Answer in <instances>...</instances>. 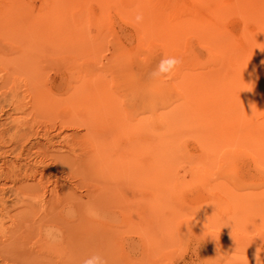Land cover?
<instances>
[{
  "label": "rangeland",
  "instance_id": "obj_1",
  "mask_svg": "<svg viewBox=\"0 0 264 264\" xmlns=\"http://www.w3.org/2000/svg\"><path fill=\"white\" fill-rule=\"evenodd\" d=\"M167 1L63 0L49 22L47 0H0V98L15 93L20 107H4L29 131L60 128L68 140L84 134L62 124L69 113L78 116L101 99L73 97L81 78H105L107 100L102 96L101 103L107 118L118 117L113 122L121 124L122 147L137 141V117H149L153 103L159 104L160 145L136 146L120 164L89 153L81 157L80 170L69 166L63 172L62 192L76 202L62 199L47 223L55 228L40 230L41 239L47 230L55 236L51 247L38 232L29 243L45 245L52 262L69 251L75 258L70 264L94 257L99 259L93 264H264V0H223L220 57L203 34L163 6ZM180 3L187 10L188 1ZM119 57L142 67L130 75L134 85L148 90L157 81L152 95L158 99L148 98L144 116L125 111L142 101L138 91L113 110L120 90L104 69ZM183 77L188 82H179ZM149 128L143 136L151 140ZM53 139L54 151L38 150L39 169L48 162L54 170V159L64 155L56 151L62 139ZM38 178L23 184L35 185ZM36 206L39 216L42 208ZM59 227L66 231L64 242Z\"/></svg>",
  "mask_w": 264,
  "mask_h": 264
},
{
  "label": "bare ground",
  "instance_id": "obj_2",
  "mask_svg": "<svg viewBox=\"0 0 264 264\" xmlns=\"http://www.w3.org/2000/svg\"><path fill=\"white\" fill-rule=\"evenodd\" d=\"M185 1H188V8L186 7L187 10L184 9V6L183 7L181 6L182 9L184 10L180 11L181 0L177 1L176 4L178 6L175 4V2H174L175 5L174 6L171 3L172 2L171 0L165 2L163 6L169 8L172 11V14L175 15L177 19L184 20L185 22H187L186 23L187 29L189 30L193 29L194 31H197L200 34H203L204 37L206 38V41L211 45V49L215 53L217 54L221 53L223 49V37L221 32L222 23H223V18H222L223 0H185ZM47 2H48L47 6L50 7L49 10L51 14H53L51 15L50 12H48L49 13L48 21L51 22L55 19V15L57 16L59 14L56 11L61 8L62 6L61 4L63 0H47ZM202 8H204V11H201ZM174 28H175L174 30L175 32L177 33L180 32L179 27H174ZM218 55L220 57V54ZM141 68L142 67L139 64L131 61H126L122 57H119L115 61L111 62L109 66L104 69L107 75H109L112 79H115V84L120 90V96L114 98L115 101L113 103L115 108L113 110L119 109L120 103L125 104V100L129 96V94L138 91L142 97V101L137 104L138 107L136 105L125 106V111L126 109L129 110L134 109L133 114H136L137 116H141V115L144 116L145 112L143 110L147 109L146 103L148 101V98L149 97L151 98V96H153V98L156 97L154 96L155 95L154 93H156V90L158 88L157 86H155L157 84V81L156 84L155 85L152 84V86H150L148 90H143L141 86H139L140 84L139 85L133 84L130 75L132 72H138L139 70H141ZM154 75L158 76L159 74L155 73ZM103 78L104 77L98 78L97 79L98 82H96V80L93 82H89V81L86 82V80H83V78H81V81L75 84V86L72 89L73 97L83 96V95H92V96L98 95V97H101L100 101H98V103L95 105L96 107L94 105L92 107L90 106L86 108L84 111H82V113H78L79 115L76 114L78 116L75 115L72 116L69 113V116H67L68 118L66 117V119L65 118L63 119L62 124H64L66 128L67 126L70 127L76 126L75 127L76 129L79 127L83 128L85 132L78 139L76 138H71L69 140L66 139V137H63L61 135L60 128L59 130H57V133H53V132L51 133L48 130H43V131L40 130V132H35V131L32 132V130L29 131L26 122L19 121L17 119H12L10 117V114L6 111L4 107V105L6 104V106H8L9 109L13 111H15L18 107H20L16 99L17 96L15 95V93L14 94L11 93L12 96L10 97L9 100H7L6 94H4V96L2 95L3 97L0 98L1 99L0 120L4 121V123H0V181H3V183L0 184V264H47V263L63 264L64 262H67L64 264L73 263L75 261V258L73 256H70L71 254L69 251L68 252L62 251L57 255L58 259L57 258L56 259L58 261L52 262L50 259L46 258V256L50 255L51 253L47 250L45 245L43 244H39L37 246L32 244H31L32 246L29 245V243L31 242L30 239L32 238L34 239L33 235L34 236L37 235V232L39 233V237L41 239L42 237L41 231L43 227L46 226L47 228H49V230L55 228L54 227L55 225L49 226L47 225V223H49V220L50 221L53 220L54 217L50 215L52 211L58 205L61 204L62 199L63 200L69 199L70 201L76 202V198L74 199L72 197L73 196L72 193L62 192L63 186L59 185V181H61V179H63L64 177L63 172L66 169H68L69 166H73L74 169H79L77 167H79V162L82 161L81 157L83 155L86 156V154L89 153L93 155L105 154L106 157L108 158L109 156H111L112 157V158L110 157L111 161L115 164L116 161L118 160H119L118 163L120 162V160L125 161L127 154H129V152H133L138 149L136 148V146L144 147L145 145H152L154 147H157L158 145H160L159 144L160 137L158 132L159 129L157 128V117H158L157 114L159 110L158 112H156L157 105H159L158 103L157 105L153 103L154 106L153 108H150V110L152 109V111L149 117L146 118L137 117L136 123L135 125H133V128L136 131H138L137 134L138 139L135 142V144L126 147H122L118 144L117 138L121 137L122 134L121 133L118 134L117 131H119L120 129L119 127L121 126V124H119L120 122L117 121L118 119L115 120L116 123L113 122L114 119L118 118L116 117L117 115L115 116V118L114 117L107 118L105 116L104 114L105 107L101 103L102 96H104L103 94H105V92L107 91L105 90L107 82L106 80H104L105 78L104 79ZM179 82H188V79L183 77L179 79ZM104 98L107 100L106 95L103 97V101L105 100ZM117 126L118 128H116ZM147 127L152 128V129L149 128L150 132L152 131L151 133L153 139L151 140H148L149 137L147 138L146 136L145 137L143 136L144 135L143 129ZM127 130L129 131V129ZM55 137L62 139L61 144L58 142V150L56 151H61L64 153V155L58 156L57 158L54 159L55 161L53 164H55L56 167L55 169L53 167L54 170L50 168L49 166L50 164L49 165L46 164L48 162L44 163L43 169L41 167H40L41 169H39L38 165H41L42 158L41 160L38 159V157H40L39 154L40 152L38 153V150H40V148H43L45 151L48 150L50 146L55 145V143L54 144L52 143V139ZM38 140H44L45 144L44 143L42 145L41 143L39 144ZM52 148L51 150H53ZM141 148L142 147H139V149ZM76 149L81 150V154H77ZM9 157H12L14 160L13 161L7 160L9 159ZM29 159L30 160L35 159V160L31 162V164L28 162L27 164H25V162L24 163L18 162L19 160L28 161ZM49 161H51V159H49ZM48 174L50 176H48ZM57 174L59 175V177L57 176ZM37 177H39L38 178L39 180H37V183L35 185H30L29 183H28L29 185L23 184L24 183L23 181L28 179L36 180ZM43 180L44 182H42ZM7 181L11 183V186L9 188H5L4 183ZM59 191L61 192L59 193ZM24 192H28L29 195L31 193L35 194L36 198H32V200L31 198L26 199L23 196L25 194ZM48 194L52 197V199L51 197L50 199L48 198L45 199V195ZM11 196L15 199V201L12 204H9L8 201ZM45 200H49V201L46 202ZM37 203L38 206H40L39 208H42L41 209L42 213L39 216L34 215L35 214L34 204ZM82 204L84 205V203ZM47 208H49L48 212H47ZM79 208H81V206H79ZM14 210L17 211L14 214H11V212ZM72 210L74 211V209ZM31 214H33V216L35 217L31 218ZM6 222L9 223L7 227L5 226ZM49 230H47L46 238L41 239L45 241L44 243L47 244V246H49L48 244L54 241L53 238H55V236L51 235V232ZM57 232L59 233L60 239H62L64 242V240L67 238L66 231L62 230V228L59 227L57 228ZM90 236L92 235L90 234ZM86 239L88 240L87 236ZM33 246L34 247L36 246V248H33ZM62 246L64 247V245Z\"/></svg>",
  "mask_w": 264,
  "mask_h": 264
},
{
  "label": "clouds",
  "instance_id": "obj_3",
  "mask_svg": "<svg viewBox=\"0 0 264 264\" xmlns=\"http://www.w3.org/2000/svg\"><path fill=\"white\" fill-rule=\"evenodd\" d=\"M99 259L98 257H94L93 260ZM93 260L86 261V264H93Z\"/></svg>",
  "mask_w": 264,
  "mask_h": 264
}]
</instances>
